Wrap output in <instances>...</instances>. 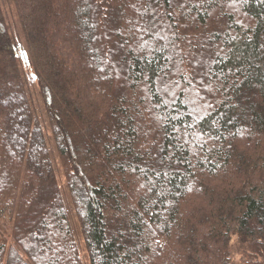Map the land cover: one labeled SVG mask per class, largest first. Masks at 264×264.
<instances>
[{
  "label": "trees",
  "instance_id": "16d2710c",
  "mask_svg": "<svg viewBox=\"0 0 264 264\" xmlns=\"http://www.w3.org/2000/svg\"><path fill=\"white\" fill-rule=\"evenodd\" d=\"M0 264H264V2L0 0Z\"/></svg>",
  "mask_w": 264,
  "mask_h": 264
},
{
  "label": "rangeland",
  "instance_id": "374dc122",
  "mask_svg": "<svg viewBox=\"0 0 264 264\" xmlns=\"http://www.w3.org/2000/svg\"><path fill=\"white\" fill-rule=\"evenodd\" d=\"M14 34L16 35L17 40L19 42V47L22 48L23 54L26 53V50L24 49V46L22 45L23 42L18 37L19 36L18 35L19 31H18V28L16 26L14 28ZM25 69H26V73H27V78H28V84H29V90H30V93H31V97H32L33 103H34V105L36 107V111L38 113V116H39L40 120L43 122L45 136L47 138V141L49 143L50 149L52 151V149L54 148V144H53L54 141L52 139V136H51L49 128H48V124L49 123H48L47 115H46V112H45L44 101H43V98H42V96L40 94V91L38 89L36 77L34 76L32 70L30 69V66L28 65V63L25 65ZM33 77H35V79H33ZM52 158H53L55 164L57 162V168H58V175H59L60 184H61V187L63 189V193L65 195V199H66L67 205H69L68 209H69V212H70L71 219L73 220L74 225L77 228L78 227V223H77V220H76L75 215L73 213V206L71 205L72 203H71V200H70L69 192H67L65 174L63 173L62 165H61V163L59 161V158L56 155L55 151H54V155H52Z\"/></svg>",
  "mask_w": 264,
  "mask_h": 264
},
{
  "label": "snow or ice",
  "instance_id": "6c2138e0",
  "mask_svg": "<svg viewBox=\"0 0 264 264\" xmlns=\"http://www.w3.org/2000/svg\"><path fill=\"white\" fill-rule=\"evenodd\" d=\"M171 2L172 0H168V3H171ZM261 2H264V0H261ZM150 28H151V25L149 26V28H145L144 31L149 32ZM33 79H35V77H33ZM209 107H211V105H209Z\"/></svg>",
  "mask_w": 264,
  "mask_h": 264
}]
</instances>
